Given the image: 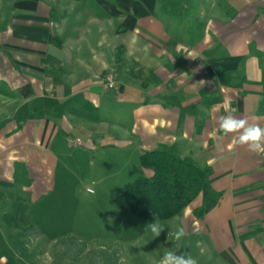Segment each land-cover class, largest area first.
Returning <instances> with one entry per match:
<instances>
[{
	"label": "crops",
	"instance_id": "1",
	"mask_svg": "<svg viewBox=\"0 0 264 264\" xmlns=\"http://www.w3.org/2000/svg\"><path fill=\"white\" fill-rule=\"evenodd\" d=\"M256 1L0 5V264H25L11 247L16 227L3 219L16 194L30 209L54 189L56 170L73 172L83 154L138 158L161 145L207 174L167 218L166 233L185 228L178 248L190 243L201 264H264V154L230 148L232 134L210 135L230 113L264 126ZM38 235L51 236L40 226Z\"/></svg>",
	"mask_w": 264,
	"mask_h": 264
},
{
	"label": "rangeland",
	"instance_id": "2",
	"mask_svg": "<svg viewBox=\"0 0 264 264\" xmlns=\"http://www.w3.org/2000/svg\"><path fill=\"white\" fill-rule=\"evenodd\" d=\"M194 1L170 0L169 5L180 7ZM3 2L0 0L4 7ZM207 2L200 0L199 4L206 6ZM263 3L257 0L253 4ZM262 58L259 63L264 68ZM71 168V173L56 170L54 189L41 203L31 204V217L12 231L11 247L19 263L159 264L160 257L171 248L199 260L200 253L190 243L188 251L178 248V241L165 229L154 237L145 227L153 220L125 211L114 202L123 183L146 173L137 156L123 152L92 158L86 153ZM155 221L164 227L169 222ZM39 226L51 236L38 235Z\"/></svg>",
	"mask_w": 264,
	"mask_h": 264
},
{
	"label": "trees",
	"instance_id": "3",
	"mask_svg": "<svg viewBox=\"0 0 264 264\" xmlns=\"http://www.w3.org/2000/svg\"><path fill=\"white\" fill-rule=\"evenodd\" d=\"M138 161L150 172L123 183L114 202L121 209L149 220L167 219L179 213L197 196L207 176L192 157L177 154L171 145L143 150ZM29 207V202L16 194L6 203L3 219L17 227L27 221Z\"/></svg>",
	"mask_w": 264,
	"mask_h": 264
},
{
	"label": "clouds",
	"instance_id": "4",
	"mask_svg": "<svg viewBox=\"0 0 264 264\" xmlns=\"http://www.w3.org/2000/svg\"><path fill=\"white\" fill-rule=\"evenodd\" d=\"M201 83H204V81H201ZM228 103L226 100L225 104ZM217 124L218 128L214 129L210 135L220 133L228 136L232 134L230 148L246 146L247 151L251 153L264 154V126L249 123L246 118H237L231 113L220 116ZM145 227L154 237L159 236L165 229L162 224L155 220ZM172 235L176 241H180L186 235L185 228L179 226ZM159 264H198V261L191 254H181L175 250H168L160 257Z\"/></svg>",
	"mask_w": 264,
	"mask_h": 264
},
{
	"label": "built area",
	"instance_id": "5",
	"mask_svg": "<svg viewBox=\"0 0 264 264\" xmlns=\"http://www.w3.org/2000/svg\"><path fill=\"white\" fill-rule=\"evenodd\" d=\"M108 86H112L113 85V82L111 80L108 81L107 83Z\"/></svg>",
	"mask_w": 264,
	"mask_h": 264
}]
</instances>
